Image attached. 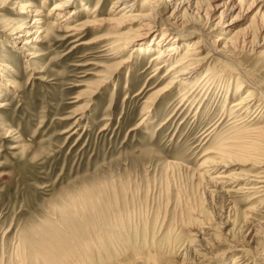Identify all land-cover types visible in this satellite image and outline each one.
I'll use <instances>...</instances> for the list:
<instances>
[{"label": "rangeland", "instance_id": "rangeland-1", "mask_svg": "<svg viewBox=\"0 0 264 264\" xmlns=\"http://www.w3.org/2000/svg\"><path fill=\"white\" fill-rule=\"evenodd\" d=\"M57 1L0 0V264H264V197L228 198L207 185L221 171L236 177L264 165V154L248 151L249 141L241 139L247 129L264 127L261 15L231 12L230 0H201L174 19L169 0H159L166 20L153 36L159 40L160 30L170 27L184 44L152 79L153 43L120 58L91 43L117 31L107 24L90 29L81 41L90 43L80 47L50 33L35 58H26L6 31L9 21L31 30L29 8L41 20H57L47 18ZM76 1L67 6L79 12L75 24L117 14L111 13L117 0ZM143 2L136 11L155 10L156 0ZM200 33L207 38L203 57L215 47L227 59L207 61L187 101L180 97L189 85L154 96L168 83V66ZM122 61L130 63L99 88L102 73L116 72ZM256 88L248 120L244 114L231 121L233 106ZM222 148L229 153L223 161L216 155ZM113 231L122 244H110Z\"/></svg>", "mask_w": 264, "mask_h": 264}, {"label": "bare ground", "instance_id": "bare-ground-1", "mask_svg": "<svg viewBox=\"0 0 264 264\" xmlns=\"http://www.w3.org/2000/svg\"><path fill=\"white\" fill-rule=\"evenodd\" d=\"M137 1L138 0H117V2L115 3L116 5L113 6V8H116V10L111 12L113 14L115 12H117L116 16L114 15L115 17L113 16V18H111V19H104L103 20L100 18H96V16H95L94 20H92V21L85 22L83 24H75V20H76L77 14L79 12H77L76 10H73L72 12H68L67 6H70V7L74 6L77 3V1L76 0H59L55 3V6L49 11V13L47 15V18L53 17V18H56L57 20H54V21L48 23V21H46V20L44 21L43 19L41 20L39 18L41 16V12L37 8H29L28 14L30 13V16L32 17V22L30 23L31 30H26L24 27L18 25L17 23H14L13 21H11V22L9 21L10 24H8V26L6 27V31H8V32L12 31L11 33L13 35H16V37L14 38L16 41V44L17 45L20 44L21 45L20 48L22 50L26 51L25 57L29 58V59H33V58H35V54L33 53V51L37 50V45L39 44V42H42L43 39L46 38L50 33L51 34H54L55 32L63 33L64 34V36H63L64 41H70L71 44H78V46L79 45L83 46V45L90 43V42H88V43L81 42L84 38H86L88 31H91L90 29H95V28L101 27L104 24L113 25V27H115V29H117V31H115L114 33H110L106 36H102L98 39H94V41H92L91 43H97L99 45H100V43L104 44V46L102 47L103 49L100 50V53H107L109 56L112 55L115 58H120V55L122 53H124L125 51H127L129 48H133V51L135 50V52H137L139 50H142L143 46L149 47V46H151V43H153V47L156 46V49H158L157 56H155V58H153V60H152L153 63L156 64V66H155L156 68L154 69V71L152 73V79H154L169 64V62L171 60H175V58H177V54H178L179 50L181 49V47H183V46H181V43H183V42L181 41L182 39L178 37V35H174L173 33L172 34L168 33L171 30L170 27H165L164 29L160 30L161 31L160 32L161 37L159 36L160 38H159V40H157L156 35L153 36L152 30L158 29L159 23L166 20V19H164V17H163L164 15L160 11V9L158 10V8H160L159 0H156V2H154L155 10L150 11V12H143L142 11L141 13L136 11ZM148 1H150V0H144L143 3L147 5ZM200 1L201 0H169L168 7L170 6V8H173L172 14L170 17L177 19V16L181 12H183V14H182V16H183L188 11H194L195 9H197L199 7ZM236 1H238V2L235 5L234 2H236ZM228 4H229L228 5L229 11H231V12H234L236 10H242L243 8L247 9V12H253L256 10L255 16L261 15L262 21L264 22V0H230ZM29 7H32V6H29ZM20 8H23V7H20ZM228 8H226L227 10L226 9H224V10L228 11ZM225 11H223L221 14L222 15L225 14L226 13ZM95 13H96V10H95ZM208 17L210 18V16H208ZM220 20H222V18H220ZM151 23L155 24V26L153 28H151L153 26ZM168 26H170V25H168ZM218 26L219 25H217L216 27H218ZM184 27H182V28H184ZM126 28H128V32L125 31V32L121 33V31H123V29H126ZM263 29H264V25H263ZM33 34H36L35 37L32 36ZM200 35H201V37L199 39H197L196 41H193L190 45L188 44L189 46L185 49L184 53H182L183 56L181 57V59H179L177 61L176 64L168 66L167 72L164 75V78L166 80H168V83H167L165 89L156 92L154 96H157L159 98L160 96L165 95V94L173 91L174 88L177 86L183 87V86L189 85V87L184 90V93H182L181 97H180V98H182L181 102L187 101L188 99H190L191 93L192 94L194 93L193 90L196 89V86H198V84H195L194 81H195L197 75L199 74V72L201 71V69L203 68V66L207 63V61L212 57L219 58L220 60L227 59V56L225 55V53H223L221 50H218L215 47H211V49H208L209 52H208L207 56L203 57L202 55L205 51V50H203L204 47L206 49L208 48L206 45L204 46L203 42L205 41V39L207 40V38L203 33H200ZM261 45H264V43L259 44L257 46L260 47ZM135 52H134V54H135ZM129 63H130L129 61H122L116 66V72L114 71V72H109V73H102L103 75H101L102 80L100 82L99 88L103 87L107 83L111 82L112 79H114L115 75H117V72L119 70H121L122 66L127 65ZM196 83H198V82H196ZM190 84L192 86H190ZM207 84L208 83H206V85ZM11 86L14 87L13 84H11ZM258 90H260V89L256 88V89H254V91L253 90L249 91L248 94L246 96H244L241 101L237 102L233 106L235 111L233 109H231L232 110V113H230L231 121L234 119H238V118L242 117V115H244V114H246L245 117L248 120V117L251 114L253 104H254V102L257 101L255 94L258 92ZM254 98H255V100H254ZM258 100H260V102H258V103H264V93L262 95H260V99H258ZM3 106H5V105H0V108H2ZM241 112H243V114H239ZM257 112H258V110L256 111V114H257ZM259 113L257 114V116L260 115L262 113V111L260 114ZM254 119H252V120H254ZM246 131H247V133L241 139L246 138V141L247 142L249 141L248 143H250L249 144L250 149L248 151H250L252 149L256 153L261 152L262 154H264V127L255 128V129L249 128ZM243 142H245V141H243ZM248 143H246V144H248ZM244 146H246V145H244ZM222 150H223V148L221 150H218V152L216 151V153H217L216 155H220L221 157L219 156V158H220V160L223 161L224 159H222V158H225L227 156V154H229V153L226 152L227 153L226 154L223 152L225 150H223V151ZM245 151H247V150H245ZM249 153H251V152H249ZM259 153H257V154H259ZM213 154H215V153H213ZM249 156H251V155H249ZM252 156H254V155L252 154ZM261 157L262 156H260V158ZM229 159H232V157ZM208 161H209V159H207L205 162H208ZM256 161H257V159H256ZM215 162L211 163L209 161V163L215 169H218L219 167H221L219 162L217 163L216 160H215ZM229 163H231V162L229 161ZM229 163H227V164H229ZM255 163H258V162H255ZM262 163L263 162H259V164H257L260 166L259 167L260 172L252 173L250 175H248L246 173V174H241L239 176L234 177V176L228 175L227 173H224L221 171V173H217L213 177L208 176L210 178V181L207 185H209L208 186L209 188L212 187L215 189L213 192L222 194L223 196H226V197L230 196L233 193H235V194H240V193L248 194L249 196H253L252 200L256 199V198L264 197V167H263L264 165ZM222 165H224V163H222ZM226 165H225V168L227 169L229 166H226ZM206 168H208V167H206ZM205 172H206V175H209V171L206 170ZM252 208H255V207H252ZM262 208H264V201L259 202V210ZM92 212L94 215H97L98 210L96 208H93ZM262 212L264 213V211H262ZM250 213H251V211H250ZM249 217H251V216H249ZM98 220H95V221H98ZM99 225H100V230H102L101 226H103V224L101 223ZM262 225L263 224H261V226ZM120 229H122V228L120 227ZM98 234H99V232H98ZM101 235L103 237L104 242H106L107 233H102ZM101 235H100V237H101ZM111 236H113L114 240L110 241V244H122V242H124L120 239L121 236H119V238L115 237L116 234L114 233V231L111 233ZM95 242H96V240H95ZM92 247H94L92 244L89 245L88 246L89 250ZM97 248L99 249L101 247L99 246ZM253 250H255V249H253ZM202 251H203V249H202ZM147 258L148 259H151V258L156 259V257L152 254L148 255ZM202 260H204V259L202 258ZM261 261L264 263V254L261 255ZM75 264H76V262H75ZM85 264H90V263L85 262Z\"/></svg>", "mask_w": 264, "mask_h": 264}]
</instances>
